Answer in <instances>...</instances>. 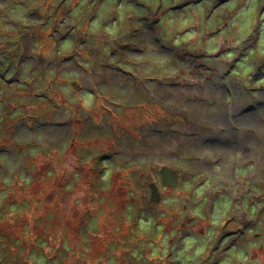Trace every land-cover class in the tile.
I'll return each mask as SVG.
<instances>
[{"label":"rangeland","instance_id":"obj_1","mask_svg":"<svg viewBox=\"0 0 264 264\" xmlns=\"http://www.w3.org/2000/svg\"><path fill=\"white\" fill-rule=\"evenodd\" d=\"M0 264H264V0H0Z\"/></svg>","mask_w":264,"mask_h":264},{"label":"water","instance_id":"obj_2","mask_svg":"<svg viewBox=\"0 0 264 264\" xmlns=\"http://www.w3.org/2000/svg\"><path fill=\"white\" fill-rule=\"evenodd\" d=\"M73 87H76V83H72ZM159 174L161 176V184L165 187H173L177 184L178 176L177 174L168 166H162L159 169ZM150 200L153 202H158L160 199V194L157 186L154 183L148 184Z\"/></svg>","mask_w":264,"mask_h":264},{"label":"flooded vegetation","instance_id":"obj_3","mask_svg":"<svg viewBox=\"0 0 264 264\" xmlns=\"http://www.w3.org/2000/svg\"><path fill=\"white\" fill-rule=\"evenodd\" d=\"M159 184H157V186H158ZM158 188H159V190H160V188H161V190H165V191H169V190H171V189H167V188H165V187H163V186H158ZM230 219H232V218H230ZM229 218L228 219H226L225 220V222H224V224H223V231H225V226H227L229 223H231L232 221L230 220ZM234 234V232L233 233H231V234H229V235H233Z\"/></svg>","mask_w":264,"mask_h":264}]
</instances>
